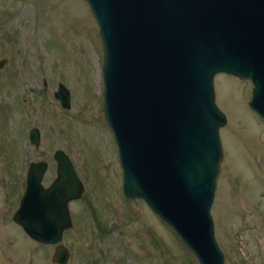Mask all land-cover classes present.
I'll list each match as a JSON object with an SVG mask.
<instances>
[{
  "label": "rangeland",
  "instance_id": "1",
  "mask_svg": "<svg viewBox=\"0 0 264 264\" xmlns=\"http://www.w3.org/2000/svg\"><path fill=\"white\" fill-rule=\"evenodd\" d=\"M83 0H0V264H54L55 246L13 221L32 162L57 177L64 151L85 187L70 203L69 264H200L143 200L125 199L118 149L103 112V47ZM223 160L212 216L225 264H264V120L251 110V81L215 76ZM71 93L64 109L55 93ZM42 134L39 149L29 133Z\"/></svg>",
  "mask_w": 264,
  "mask_h": 264
},
{
  "label": "water",
  "instance_id": "2",
  "mask_svg": "<svg viewBox=\"0 0 264 264\" xmlns=\"http://www.w3.org/2000/svg\"><path fill=\"white\" fill-rule=\"evenodd\" d=\"M103 47V112L122 168L125 199L143 200L200 264H225L216 238L215 202L226 116L214 80H251L249 106L264 120V0H83ZM7 60H0V69ZM71 109V93H55ZM39 149L42 134L29 133ZM57 177L43 179L47 161L32 162L13 221L32 240L55 246L54 264H69L63 243L74 227L69 205L85 187L71 158L54 154Z\"/></svg>",
  "mask_w": 264,
  "mask_h": 264
},
{
  "label": "flooded vegetation",
  "instance_id": "3",
  "mask_svg": "<svg viewBox=\"0 0 264 264\" xmlns=\"http://www.w3.org/2000/svg\"><path fill=\"white\" fill-rule=\"evenodd\" d=\"M22 197H23V196H22ZM21 199H22V198H21ZM20 202H21V200H20ZM20 202H19V203H20ZM19 203H18V204H19Z\"/></svg>",
  "mask_w": 264,
  "mask_h": 264
}]
</instances>
